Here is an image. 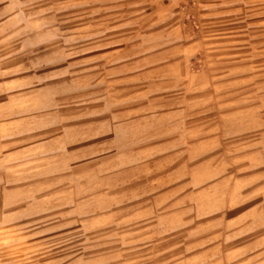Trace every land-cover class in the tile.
<instances>
[{
  "label": "rangeland",
  "instance_id": "rangeland-1",
  "mask_svg": "<svg viewBox=\"0 0 264 264\" xmlns=\"http://www.w3.org/2000/svg\"><path fill=\"white\" fill-rule=\"evenodd\" d=\"M186 1L0 0L5 210L64 214L35 264H264V0Z\"/></svg>",
  "mask_w": 264,
  "mask_h": 264
},
{
  "label": "crops",
  "instance_id": "crops-1",
  "mask_svg": "<svg viewBox=\"0 0 264 264\" xmlns=\"http://www.w3.org/2000/svg\"><path fill=\"white\" fill-rule=\"evenodd\" d=\"M152 2L155 3L156 12L162 18H170V16L180 11L179 8L188 3L186 0H152ZM238 2V0H192L190 7L193 12L212 17L215 15L216 8L220 6L227 9L222 14L238 11ZM235 3L236 7H234ZM12 154L15 158V151L9 153V155ZM3 161V158L0 159V166ZM11 193L14 192L11 191ZM6 202L5 197L0 193V264L39 263L42 258L48 256V252L46 250L44 254L43 252L36 254L35 247L46 245L49 237L57 236V233L53 234L51 230L63 229L64 214L62 208L54 206L49 209L39 205H36L37 207H34V205L23 206L20 205L22 201H15L8 210H5L7 209ZM30 210L32 211L30 212ZM71 214H75L78 223L79 208L75 209V213L73 209ZM115 219H117L115 213L102 215L97 219L98 225L93 226V228L109 221L113 222ZM150 245H153V240L148 243V246ZM5 252H7L6 255Z\"/></svg>",
  "mask_w": 264,
  "mask_h": 264
}]
</instances>
